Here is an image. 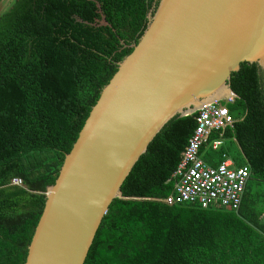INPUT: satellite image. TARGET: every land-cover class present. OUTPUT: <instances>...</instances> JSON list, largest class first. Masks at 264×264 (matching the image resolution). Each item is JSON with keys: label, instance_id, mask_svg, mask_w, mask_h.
<instances>
[{"label": "trees", "instance_id": "16d2710c", "mask_svg": "<svg viewBox=\"0 0 264 264\" xmlns=\"http://www.w3.org/2000/svg\"><path fill=\"white\" fill-rule=\"evenodd\" d=\"M158 3L13 0L0 14V264H25L66 153ZM230 83L235 122L212 130L200 153L249 167L240 209L161 200L197 125V112L177 114L123 182L84 264H264V74L242 62Z\"/></svg>", "mask_w": 264, "mask_h": 264}, {"label": "water", "instance_id": "95a60500", "mask_svg": "<svg viewBox=\"0 0 264 264\" xmlns=\"http://www.w3.org/2000/svg\"><path fill=\"white\" fill-rule=\"evenodd\" d=\"M242 62L264 74V0H159L66 153L25 264H84L157 133L175 115L235 93L231 76Z\"/></svg>", "mask_w": 264, "mask_h": 264}, {"label": "built area", "instance_id": "2783aa9c", "mask_svg": "<svg viewBox=\"0 0 264 264\" xmlns=\"http://www.w3.org/2000/svg\"><path fill=\"white\" fill-rule=\"evenodd\" d=\"M236 97L235 93H230L224 98L204 103L195 111L197 125L174 172L177 178L174 190L162 201L169 205L192 203L204 208L240 209L250 179L249 167L236 166L230 157L218 165H212L200 153L212 130L233 126L235 120L228 103H233ZM220 144V139L212 142L213 148H218ZM10 184L23 185V180L13 177Z\"/></svg>", "mask_w": 264, "mask_h": 264}, {"label": "rangeland", "instance_id": "374dc122", "mask_svg": "<svg viewBox=\"0 0 264 264\" xmlns=\"http://www.w3.org/2000/svg\"><path fill=\"white\" fill-rule=\"evenodd\" d=\"M13 2V0H0V14L4 12ZM264 190V185L260 188Z\"/></svg>", "mask_w": 264, "mask_h": 264}, {"label": "crops", "instance_id": "0c3cea01", "mask_svg": "<svg viewBox=\"0 0 264 264\" xmlns=\"http://www.w3.org/2000/svg\"><path fill=\"white\" fill-rule=\"evenodd\" d=\"M231 158V157H230ZM263 221H264V215H263Z\"/></svg>", "mask_w": 264, "mask_h": 264}]
</instances>
